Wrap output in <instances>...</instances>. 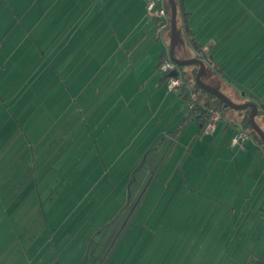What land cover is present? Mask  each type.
I'll list each match as a JSON object with an SVG mask.
<instances>
[{
  "label": "crops",
  "instance_id": "crops-1",
  "mask_svg": "<svg viewBox=\"0 0 264 264\" xmlns=\"http://www.w3.org/2000/svg\"><path fill=\"white\" fill-rule=\"evenodd\" d=\"M148 1L0 0V264H29V250L35 264H58L51 255L37 258L44 245L37 255L32 249L48 223L56 228L60 214L65 218L70 201L44 210L42 196L50 201L61 179L58 166L41 163L43 109L60 105L63 94L86 108L93 81L104 90L101 103L127 111L122 121L121 112L115 116L112 140L126 122L136 138L150 142L142 156L155 158L132 170L139 173L126 187L138 190L135 196L76 246L78 264H235L253 234L254 251L264 244V162L254 137L243 150L231 143L246 115L224 108L215 130L199 138L201 124L187 119L186 100L167 90L158 71L169 57L170 18L157 37ZM176 4L174 56L197 58L206 47L212 65H205L203 81L233 103H255L264 132V0ZM197 70L180 66L189 89ZM140 76L149 78L143 83ZM105 117L94 118L96 124L110 122ZM110 170L123 165L101 176Z\"/></svg>",
  "mask_w": 264,
  "mask_h": 264
},
{
  "label": "rangeland",
  "instance_id": "rangeland-1",
  "mask_svg": "<svg viewBox=\"0 0 264 264\" xmlns=\"http://www.w3.org/2000/svg\"><path fill=\"white\" fill-rule=\"evenodd\" d=\"M17 20H20L19 16ZM77 67L76 75L80 71ZM62 72L63 70L60 69L61 75ZM75 78L78 81L81 79L80 76ZM139 78L144 83L149 76H140ZM87 86L88 91L85 95L92 96V100L86 108L81 107L83 103L80 101L71 103L68 94L61 95L60 105L49 109L42 108L45 115L42 125L44 139L41 163L47 166H58L60 172L58 180L61 179L57 183L59 187L54 188L51 192L50 201H44V196H42L44 210L47 213L49 208H55L56 201H62L60 204H56L59 208L67 201L64 199H70V201L65 205L69 208L68 213H65V218H63L64 214H60V218L55 221L56 228L55 225L48 223L51 229L46 230L45 228L41 243L34 244L32 249L36 250L35 254L37 255L39 248L44 245L37 258L51 255L54 261L59 260L58 264H78L80 251L79 247L76 249V246L80 245V242L87 238L88 234L102 226L106 220L112 218L121 206L125 207L127 196H135L138 190L126 187L128 184L129 186L132 184L128 182L129 176L139 173L132 170L140 167V164L144 166L149 163L150 159L155 158L152 154L142 156L150 142L142 141V136L136 138V134L131 133L132 125H126V122L123 126V133L118 135V139L112 140L113 131L117 126V123H113L115 116L121 112V117L118 120L122 121L127 116V111H123V107L120 105L109 109L112 101H104L103 103L106 105L103 106L100 100L104 90L96 81L88 83ZM11 96L14 98L16 95L13 93ZM42 109L40 110L42 111ZM102 116H108L110 122L102 125L96 124L97 120L94 118L100 120ZM101 129L106 133H100ZM90 131L94 132L92 136L89 135ZM139 143L142 144L140 147H138ZM97 147L100 150L99 153ZM111 165L114 169L123 165V171L116 173L114 170L113 173L112 169L108 171L106 177L101 176L104 174V169H110ZM54 174L56 173L54 172ZM46 175L45 184L48 178L53 175L52 168L46 172ZM44 186L41 183V191ZM254 235L251 236V244L255 240ZM248 237H245V244L248 243ZM238 238L237 235L236 239ZM245 238L241 241L243 244ZM31 239L32 237H30ZM12 240H16L15 236ZM251 244L243 246L235 264H246L248 261L249 264H264V244L256 247L255 251V246ZM53 252L55 253L53 254ZM21 254L25 256L24 253ZM26 255L28 262L31 260L29 264H35V261L31 259L33 257L32 250H29ZM24 261L26 262V258Z\"/></svg>",
  "mask_w": 264,
  "mask_h": 264
},
{
  "label": "built area",
  "instance_id": "built-area-1",
  "mask_svg": "<svg viewBox=\"0 0 264 264\" xmlns=\"http://www.w3.org/2000/svg\"><path fill=\"white\" fill-rule=\"evenodd\" d=\"M146 12L149 17L153 18L156 21L155 34L157 37H160L169 24V17L166 10V0H149L146 4ZM197 58L202 60L205 65H212V60L208 55V50L206 47H203L201 49V51L197 54ZM158 71L161 74L166 75L165 86L168 91L178 93L183 87H185L184 80L179 74L177 66L169 59V57L164 58L159 63ZM171 73L175 74L170 75ZM196 98L197 96L195 95V93H190V100L187 102L188 110L194 108V101L196 100ZM218 120L219 113L215 110H210L208 120L202 128L201 135L212 133L215 130V126ZM247 138V133L243 130H239L232 140V146H238L240 149H243V144L247 140ZM262 177L264 180V167L262 171Z\"/></svg>",
  "mask_w": 264,
  "mask_h": 264
},
{
  "label": "water",
  "instance_id": "water-1",
  "mask_svg": "<svg viewBox=\"0 0 264 264\" xmlns=\"http://www.w3.org/2000/svg\"><path fill=\"white\" fill-rule=\"evenodd\" d=\"M170 8V46H169V59L178 67L185 65H197L198 70L195 76V85L205 91L206 93L215 96L223 103V108H230L235 111L249 110L247 122L252 129V131L259 137L262 145L264 146V132L257 124L255 118L258 113V106L253 102H246L241 104L233 103L228 97H226L218 87L211 86L203 81V78L206 76V67L202 60L198 58H192L188 60H180L174 56V49L178 42L179 30L177 29L176 24V15H177V4L175 0H167ZM171 73L170 75H174Z\"/></svg>",
  "mask_w": 264,
  "mask_h": 264
},
{
  "label": "trees",
  "instance_id": "trees-1",
  "mask_svg": "<svg viewBox=\"0 0 264 264\" xmlns=\"http://www.w3.org/2000/svg\"><path fill=\"white\" fill-rule=\"evenodd\" d=\"M166 10H167L168 17L170 18V8H169L167 0H166ZM177 68L179 70V74L182 76L181 71H180V67L177 66ZM162 75H163V77L166 78V75H164V74H162ZM182 78L184 80L185 87H183L180 90V92H178V93H180V95H182L183 98L186 100V104L190 100L189 99L190 93L193 92L197 96L196 100L194 101V108L188 110L187 119L196 118V120H198L199 123L201 124V128H203V126L205 125L206 121L208 120L210 110H215V111H217L219 113V120H220L221 119V112L223 110L227 109V108H225V109L223 108V103L219 99H217L215 96L210 95V94L206 93L205 91L199 89L193 82H192L193 83L192 84V88L191 89L187 88L188 87L187 86V82H186V80L184 79L183 76H182ZM198 92H201L202 94H204L206 96V98L204 100H201L198 97L199 96ZM243 112L245 113L246 116H245V118H244V120L242 122V125L238 127L237 133H238L239 130L245 131L247 133V135H248V138H247L246 141H248L249 138L254 137L255 140L257 141V144H258V150L260 152V156L263 159L264 158V146L262 145L261 140L259 139V137L252 131V129L250 128V126H249V124L247 122V119H248L247 117H248L249 110H243ZM258 113H259V110H258ZM258 113H257V115H258ZM218 121H217V123H218ZM202 137H204V135H201L199 133V138H202ZM234 137H233V139H234ZM246 141L243 144V149L245 148ZM231 143H232V141H231ZM233 147H236V149H239V150H243V149H240L238 146H233ZM130 228H132V226Z\"/></svg>",
  "mask_w": 264,
  "mask_h": 264
}]
</instances>
